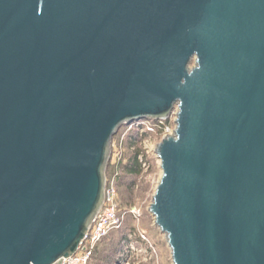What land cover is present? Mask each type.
<instances>
[{"label":"water","instance_id":"1","mask_svg":"<svg viewBox=\"0 0 264 264\" xmlns=\"http://www.w3.org/2000/svg\"><path fill=\"white\" fill-rule=\"evenodd\" d=\"M171 115V264H264V0H0V264L74 255L120 129Z\"/></svg>","mask_w":264,"mask_h":264},{"label":"built area","instance_id":"2","mask_svg":"<svg viewBox=\"0 0 264 264\" xmlns=\"http://www.w3.org/2000/svg\"><path fill=\"white\" fill-rule=\"evenodd\" d=\"M173 130V115L164 121L145 120L127 127V133L135 131L139 137H142L143 140L141 143L143 147V154L138 157V162L141 166V176L139 178V182L142 180V176L151 170L147 162L149 156H154L159 169L158 160L155 155V147L163 138L171 135ZM155 138H158L160 141L153 144L152 141ZM113 144L114 142L112 143V148ZM122 147L123 144L118 143V151L119 149L121 150ZM116 175L117 173H115L109 180L106 179L103 205L77 251L74 255L62 259L61 264H90L93 253L99 244L111 232L122 228L125 219L124 217L128 214L134 217L138 215V212L134 208L125 212L120 210L117 203L118 191L115 180ZM138 187L139 184H136L135 190H137ZM121 243L122 249L117 256L116 264L157 263L155 247L148 240L145 232H127Z\"/></svg>","mask_w":264,"mask_h":264},{"label":"rangeland","instance_id":"3","mask_svg":"<svg viewBox=\"0 0 264 264\" xmlns=\"http://www.w3.org/2000/svg\"><path fill=\"white\" fill-rule=\"evenodd\" d=\"M126 137H127V132L122 131V133L119 136H116L114 138L113 140L114 144H113V148L111 147V154H110V160H109L110 168L114 166L115 164H117L119 162L118 159L120 160L121 155H123L125 148L123 146L121 150L119 149L118 151V143H122L124 145ZM159 141L160 140L158 138H155L152 141V143L153 144L158 143ZM147 162L151 170L147 174L142 176V180H140L139 182L140 185L138 189L134 190L132 193H127L124 190H121L118 193L117 202L119 201L120 202L119 204L122 207H126L127 211H129L131 208H134L138 212V215H136L135 217L129 214L128 216L126 215L124 217L125 218L124 221L128 217V219L125 221L127 228H125L124 231L122 232L120 231V232L122 233L123 236H125V234L130 231L135 232V233L145 232L148 240L154 245L155 250H156L157 263H151V264H171L170 252L166 245L165 238L154 227L153 218L149 214L148 209H147V207L152 202L151 197L153 195L154 189L160 177V170L157 167V161L154 158V156H149V158L147 159ZM106 179L107 180L110 179L108 172L106 173ZM121 246H122V243H121ZM118 255L119 253L116 255V257H114V264H116ZM92 264H99V262L93 261ZM147 264H150V263H147Z\"/></svg>","mask_w":264,"mask_h":264},{"label":"trees","instance_id":"4","mask_svg":"<svg viewBox=\"0 0 264 264\" xmlns=\"http://www.w3.org/2000/svg\"><path fill=\"white\" fill-rule=\"evenodd\" d=\"M126 128L127 127H122L117 136H119L122 131H126ZM141 142L142 137H139L135 131L127 133V137L125 138L123 145L125 150L123 155H121L118 164L112 166L111 168L109 167L110 162L107 165L106 173L108 172L110 178L117 173L115 180L118 193L121 190H124L127 193H132L135 190V185L139 184L141 166L138 162V157L143 154ZM117 203L121 211H127L126 207H122L119 204V201ZM127 219L128 217L126 220ZM125 221L122 228L111 232L99 244L93 253L90 264H92L93 261H98L99 264H114V257H116V255L120 252L122 247L121 242L125 238V236L121 233L125 228H127Z\"/></svg>","mask_w":264,"mask_h":264}]
</instances>
